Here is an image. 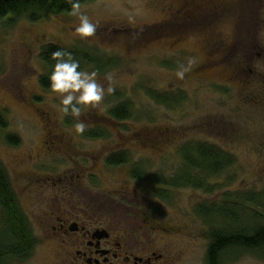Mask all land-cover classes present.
<instances>
[{
	"label": "rangeland",
	"instance_id": "obj_1",
	"mask_svg": "<svg viewBox=\"0 0 264 264\" xmlns=\"http://www.w3.org/2000/svg\"><path fill=\"white\" fill-rule=\"evenodd\" d=\"M172 1H87L81 4V11L98 19L100 26L86 40L75 35L78 20L69 13L39 20L25 15L0 19V117L6 124L0 126V164L11 185L16 184L25 216L50 220V225L58 227L59 216L67 212L80 222L100 219L105 225L115 215L124 230L116 239L119 249L131 245V251L142 257L155 252L154 264H206L211 225L201 208L222 203L225 193L264 190V56L247 62L239 53L232 63L223 61L214 44L197 43L196 33L183 46L171 44L167 36L151 43L128 42L131 34L150 27L158 34L165 32V10ZM241 2L237 7L245 11H239L238 17L221 16L216 30L231 37L238 22L243 37L250 42L253 35V44L262 46L264 10L251 15L247 3ZM148 34L137 39L144 40ZM49 44L88 48L101 60L115 62L98 71L105 88V75L115 76V92L106 93L100 109L84 110L79 120L59 111L54 94L40 80L52 70L41 56ZM257 52L264 55V47ZM189 59L195 61L191 71L183 81L178 80L175 72L180 65L187 66ZM93 66L85 63L82 69L95 71ZM234 66L238 72L247 71L232 77ZM149 91L175 97L174 102L161 103ZM180 93L185 98L176 102ZM123 102L128 104L130 116L115 122L110 112ZM81 120L87 126L83 135L75 131ZM56 134L63 141L55 140ZM11 135L21 142H9ZM149 137L157 138L153 147L138 143ZM193 142L215 145L235 157L232 167L208 180L218 186L214 192L166 183L179 174L184 163L182 150ZM119 148L129 153L127 164L109 162ZM139 165L144 166L142 175L148 180L137 181L132 176ZM29 178L39 183L27 186ZM115 182L126 184L125 192H132L125 197V192L110 193L117 188L112 186ZM108 196L110 201L104 199ZM68 200H81L82 205L68 206ZM2 214L0 206V248L8 241L2 237L8 233L1 226ZM156 225L158 229L153 230ZM46 230L49 235L52 229ZM31 232L35 233L32 226ZM58 246V241L43 235L29 264H62ZM144 247L151 250L145 252ZM232 252L226 251L223 264H264L256 254L247 252L235 258Z\"/></svg>",
	"mask_w": 264,
	"mask_h": 264
},
{
	"label": "trees",
	"instance_id": "obj_2",
	"mask_svg": "<svg viewBox=\"0 0 264 264\" xmlns=\"http://www.w3.org/2000/svg\"><path fill=\"white\" fill-rule=\"evenodd\" d=\"M87 1L91 0H80L81 4ZM70 11L71 5L68 3V0H0V19L9 15H25L31 20H39L53 14ZM177 30L180 31V28ZM59 49L73 52L75 58L80 61L81 68H83L82 64L94 63L93 67L101 71L103 68L110 66L111 63L113 65L115 63L101 60L94 51L88 48L86 50L81 48L74 50L49 44L44 47L41 56L50 65L51 69L55 64V61L51 59V53ZM50 74L51 72H48L47 75H43L40 79L44 87L49 88L50 81L48 77ZM149 94L161 103L169 101L173 103L175 98L166 97L165 95L159 96V94L152 91H149ZM181 98H185L184 93L177 95L176 102H180ZM129 116L130 108L124 102L113 108L110 112V117L116 122H122ZM5 125V121L0 117V126ZM57 138L62 140L59 134L54 136L55 140ZM8 140L14 144L21 142L20 138L16 135L9 136ZM182 154L184 160L183 167L178 175L171 177L166 182L173 187L184 185L197 189L204 188L207 192H214L218 186L211 185L208 180L223 174L236 163L235 157L231 153L208 143L193 142L188 144L182 150ZM109 160V162L115 164L122 162L121 159L115 157ZM123 163H126V160H123ZM137 170L135 168L134 171L136 172L133 171V174L137 173ZM138 177L142 180L149 179L142 174H138ZM0 201L4 214L1 226L8 229V233L2 236L8 241L5 247L0 248V257L7 255L15 257L18 253L14 251L24 246L29 247L31 251L34 247V240L30 234L29 222L20 208L18 197L12 189L8 176L1 164ZM211 205L202 207L200 211L211 225L208 231L210 244L206 264H223L226 251H233L232 253L235 254V258L248 252L264 259V190L225 193L222 203Z\"/></svg>",
	"mask_w": 264,
	"mask_h": 264
},
{
	"label": "flooded vegetation",
	"instance_id": "obj_3",
	"mask_svg": "<svg viewBox=\"0 0 264 264\" xmlns=\"http://www.w3.org/2000/svg\"><path fill=\"white\" fill-rule=\"evenodd\" d=\"M227 1L228 2H225V0H173L167 7V10H165L168 15L166 19L167 28L165 32L158 34V32H154L152 27H150L145 29L147 31L144 30L141 31V33L137 32L131 34V38L128 42L133 43L137 40L136 43H151L152 41H158L162 36H167L171 44H177L175 46H183L184 44H187L186 41L190 42L198 35L200 40H197V43H208L209 45L214 44L215 49L218 54H220V59L223 61L226 60L232 63V60H234L233 57L239 53H243L244 60L247 62H250V60L257 55L263 57V53L257 52V49H263L264 42H262V46L253 44L255 43L253 35H251V41L248 42L247 36L244 38L242 35L243 26L238 24V22L235 24L231 37L216 30V26L221 16L238 17L239 11H241V13L244 12L245 10L243 8L237 7L239 4H242L241 1L247 3V8L251 11L250 14L253 15L257 9L264 10V0H237L236 3L233 2V0ZM254 5L256 7H254ZM178 28H180V31H176ZM132 30L136 29L132 28ZM146 32H149L148 38L144 40L137 39L138 36H142V34ZM120 33L121 31L116 33L117 37ZM125 33L127 34V32H124L123 34ZM223 43L232 44L224 46ZM241 43L250 44L242 45ZM220 45H223V50ZM245 71L247 70L241 69V71L238 72L237 66H234L232 77H236L238 76V73L241 74ZM248 71L253 73V70L250 67H248ZM138 143H143L149 147H153L157 144V138L149 137L146 141L141 140ZM119 149V151L112 153L109 159L115 157L121 159L122 162L123 160H126V163L123 164H127L130 156L129 153L122 148ZM142 167L144 166H137L136 168L138 170L135 174H133L131 168L132 176L135 177L137 181H141L138 174H144L146 172L143 171L145 168ZM21 175H23V173L17 174L18 177H21ZM77 176H81L80 171ZM8 181L10 183L9 178ZM36 181H38V179L29 178L27 186L31 183H39ZM112 186L117 188L112 190L110 193L119 194L125 192L124 188H126L127 185L115 182ZM11 187H13L12 189L16 192L17 196H19L20 194L17 190L16 184L13 183ZM21 189L24 190V187L22 186ZM131 192L132 191L130 189H127V192L124 193V197L126 193L130 194ZM104 199L106 201L111 200L110 196L107 198L104 197ZM81 203V200H68L67 205L76 207L82 205ZM83 205L88 207L85 203ZM0 206L3 208L1 201ZM102 206L105 208L104 203H102ZM3 215L4 214H2V224ZM26 218L29 222L28 225H30V230L32 226V229L35 232L33 233L30 231L32 239L34 240V247L31 251L27 246L14 251L15 253H18L15 257L11 255L0 257V264H11V262H14L15 264H29V261L34 257L36 246L43 235H46L47 240L58 241V251L59 255L62 256V264H154L152 262V254H155V252H152L147 257H142L131 251L133 248L131 245H128L126 249L120 248L122 250L118 248L121 244L116 241V239L119 234L123 236L124 230H121L120 224L122 222L118 220L115 215H113L114 220L110 221L111 224L109 223V225L106 223L105 225V222H102L100 219H98L97 222H80L67 212L63 217L59 216L58 227L50 225V220H45L43 218L33 219L28 216H26ZM47 227L52 229L51 232L49 231V235L46 234L48 231L46 230ZM152 229L157 230V225L153 226ZM67 241H69V243L66 246ZM143 250L147 252L151 249L149 247H144Z\"/></svg>",
	"mask_w": 264,
	"mask_h": 264
},
{
	"label": "clouds",
	"instance_id": "obj_4",
	"mask_svg": "<svg viewBox=\"0 0 264 264\" xmlns=\"http://www.w3.org/2000/svg\"><path fill=\"white\" fill-rule=\"evenodd\" d=\"M68 3L71 5L69 14L78 20L74 26L75 35L82 40L94 37L100 26V21L93 20L81 11L80 0H68ZM51 59L55 61V64L48 77L49 88L58 101L59 111L65 116L71 115L79 120L84 110L100 109L106 93L115 92L113 73L105 75L104 78L108 81V87L105 88L104 84L100 82L98 70L91 72L83 70L80 61L75 58L73 52L59 49L51 53ZM194 63L193 59H189L187 66L180 65L175 72L176 78L183 81ZM86 127V124L81 120L75 124V131L77 134L83 135Z\"/></svg>",
	"mask_w": 264,
	"mask_h": 264
}]
</instances>
